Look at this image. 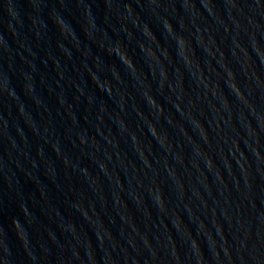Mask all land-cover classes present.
I'll list each match as a JSON object with an SVG mask.
<instances>
[{"label":"water","instance_id":"1","mask_svg":"<svg viewBox=\"0 0 264 264\" xmlns=\"http://www.w3.org/2000/svg\"><path fill=\"white\" fill-rule=\"evenodd\" d=\"M0 264H264V0H0Z\"/></svg>","mask_w":264,"mask_h":264}]
</instances>
